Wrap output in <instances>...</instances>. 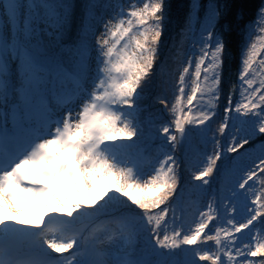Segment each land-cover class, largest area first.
I'll use <instances>...</instances> for the list:
<instances>
[{"label":"rangeland","instance_id":"obj_1","mask_svg":"<svg viewBox=\"0 0 264 264\" xmlns=\"http://www.w3.org/2000/svg\"><path fill=\"white\" fill-rule=\"evenodd\" d=\"M158 2L161 12L153 16L152 9ZM99 4L94 9L100 21L96 31L87 38L76 34L74 27L66 33V40L78 35L79 51L56 69L36 59L50 60L53 57L46 58L47 54L58 55L66 40L63 43L45 37L43 53L30 49L26 54L11 42L0 49L12 60L14 71L23 73L22 84L19 75H13V83H9L5 68L0 92L9 97V102L5 105L0 97V115L6 110L10 123L15 124L6 126L10 137L19 135V142L23 138L26 141L21 151L10 156L14 157L10 171L16 172V180L12 179L4 190L0 187V264L260 261L264 255V23L247 43L243 71L240 54L235 97L228 99L218 115L220 69L207 65L199 56L194 62L186 58L193 48V37L178 28L184 16L173 20L172 9L179 0H100ZM108 35L122 41L117 60L111 55L113 46L108 50L103 47ZM123 49L138 53V67L129 74L125 97L120 96L123 77L115 81V75L109 74L122 64ZM249 52L254 55L250 57ZM96 54L105 55L96 65L103 74L99 75V87L107 93L110 88L119 97L112 102L115 108L111 109L110 120L102 118V126L109 123L107 132L102 128L106 135L99 151L102 157L86 155L84 142L79 141L82 127L74 118L99 99V94L85 83L93 75ZM14 56L17 59L13 60ZM110 56L115 57L113 61H109ZM156 67L159 78L165 77L170 83L167 107L158 112L166 111L167 121H141L149 126L143 130L138 124L144 115L141 111L154 105L151 97L141 99L138 85L146 87L150 76L156 75ZM17 85L36 96L34 103L22 104L19 110L11 107L19 95ZM46 104L51 110L45 119L42 106ZM94 113L100 111L88 115L94 117ZM58 119L60 126L55 124ZM36 124L44 127L37 136L25 134ZM54 133L60 136L58 141ZM73 141L77 145L71 146ZM13 142L14 148L18 144ZM34 147L65 162L58 182L68 189L63 193L66 203L51 201L43 216L38 202L49 194L44 191L40 196L39 187L45 188L47 180L38 165L42 157L34 155L35 161L21 159L24 150ZM4 173L0 175L2 184ZM25 180L36 189L23 187L21 181ZM3 191L6 195L1 194ZM41 217L50 220L49 228L37 225L36 219ZM161 232L164 234L158 238ZM152 242L162 248L163 255L157 260Z\"/></svg>","mask_w":264,"mask_h":264},{"label":"snow or ice","instance_id":"obj_2","mask_svg":"<svg viewBox=\"0 0 264 264\" xmlns=\"http://www.w3.org/2000/svg\"><path fill=\"white\" fill-rule=\"evenodd\" d=\"M95 7V0H86L84 3H78V0H0V49L11 42L16 50L22 49L26 54L30 49H39L43 53L45 37L60 41L73 27L76 28L78 35L87 38L89 33L96 31L100 22L94 11ZM244 7L242 0H206L204 3L202 0H187L181 33L186 32L193 37V48L186 54V58L190 57L194 62L199 56L207 65L219 68V74L222 75L228 49L225 33L230 32L232 25L238 24L243 19ZM78 9L82 11L78 12ZM159 12H161V3L158 2L152 9L151 15L155 16ZM262 23H264V0H260L257 5L255 19L245 23L241 28L244 41L241 50L242 71L246 62L244 50L248 41L256 35L255 29L260 28ZM160 34L162 31L157 35ZM253 55V52H249L250 57ZM14 59L17 57L14 56ZM33 63L37 64L34 58ZM5 68L8 69L9 83H13L11 80L13 75H19L21 84L23 83V73L14 71L12 60L0 50V85L3 84ZM15 90L19 95L15 98L16 102L11 105L12 108L19 110L22 104L36 101V96L31 90L19 85L15 86ZM0 97H3V103L7 105L9 97L3 92H0ZM261 115H264V109L261 110ZM20 222L24 223V221ZM261 262H264V255L260 256V261H253V264H261Z\"/></svg>","mask_w":264,"mask_h":264},{"label":"bare ground","instance_id":"obj_3","mask_svg":"<svg viewBox=\"0 0 264 264\" xmlns=\"http://www.w3.org/2000/svg\"><path fill=\"white\" fill-rule=\"evenodd\" d=\"M109 27H110L109 23L107 22V28H109ZM103 36H104V34L101 35L100 38L102 39ZM121 43H122V41H118L116 39V37H114V35H108V37L106 39V43L104 42L103 47L108 50L107 47H109L110 45L113 46V53L111 55L116 56L117 50L122 45ZM98 47H100V45H98ZM121 53H122V58H123L122 64L121 65L118 64L117 67H115V69L112 72H110L109 74L115 75V78H116L115 81L117 79L120 80L119 77H121V78L123 77L124 83L122 85H120L121 86L120 87V90H121L120 96L125 97L126 94H128L126 82H128V84H129V79H130L129 74H131V72H134L138 67V58H137L138 53H137V51L134 53H131V51L127 52V49H123V51H121ZM114 58H113V56L108 57L109 61H113ZM124 58L127 60L125 63H124ZM103 59H105V55H99V54L95 55L94 62H93L94 66L92 68L93 75L89 76L90 79L85 81L86 85L90 86L92 91L99 94L98 95L99 99H96L95 101H91L90 106L88 107L89 110H87V111L83 110V111H80L78 114L74 115V118L76 120L75 124H78L79 126L82 127L81 130L83 132L79 133V141L81 140L84 142L83 150L85 149L87 151V153H86L87 156H93V157H97V156L102 157L103 156L99 152L100 149L102 148L103 144H105V137H106L104 132H102V128L105 129V132H107L109 123L104 122L105 126H102V122H103V119L106 117H107L108 121L110 120V118H108V117H109V115H112L111 109L115 108V106L112 102L113 101L117 102L119 100L118 94L112 93L110 88H107V91H108V93H107V92H104L102 90V88L99 87V86H101L100 81H98V79H100V77H101L99 75L100 74L103 75V74H102V70L99 69L101 67H97L96 65H97V63H102L104 61ZM117 59H118V56H116V60ZM119 62H121V61H119ZM56 96H58V95H56ZM45 97H48V96H45ZM51 99H52V97H51ZM109 102H111V103H109ZM2 108L3 107H1V109ZM42 109H43L42 111H44L42 117L45 119H46V117L48 118L50 113H47V112L51 110L50 106H47V104H46V106H42ZM97 111L98 112L100 111V113H96V114L94 113L95 114V116L93 115L94 117H91L88 115V114H91V113L97 112ZM99 115H100V117H99ZM0 117H3L5 119V125L7 127H11V126L15 125L14 123H10L11 117L8 116V112L6 110H5V114L0 115ZM15 119H17V118H15ZM84 122L86 123L85 126L83 125ZM99 123L101 125H99ZM43 124L48 125V122L44 121ZM71 126L73 127V124ZM1 127H3L2 124L0 125V128ZM74 127H75V125H74ZM42 128H44V127L38 126V124H36L30 131L26 132L25 134L29 135L30 137L37 136L38 135L37 131L41 130ZM0 133L3 134V137L0 139V142L2 145V150H1V154H0L2 157V163L4 165H8V167H9V169L3 170V172H5L3 174L5 184L4 183L2 184V181L0 180V187L3 189L5 187H7L8 185L12 184V179L16 180V175H17L16 172L14 170L10 171V166H11L10 164L13 163L10 161L11 160L10 156L13 152L18 153L19 150L21 151L24 148V146L26 145V141H25V138H23V142L22 143L19 142V139H18L19 135L15 139H13L12 137H10V131L9 130H7L5 132H2L0 130ZM14 140H16V143L18 145L14 146V148H13L11 145H12V142ZM40 141H42V140H39L37 142H40ZM70 145L74 146L77 144H76V142L73 141V143H70ZM83 150H81V153H80L82 156H83V152H84ZM113 151L116 152L117 150H113ZM34 155L36 157L39 156V158L42 157V159L38 160V165L42 167V169L44 170L43 174L47 177V180L44 183L45 188L41 187V186L39 187V189L41 188L40 189V191H41L40 196L41 197L43 196L42 192H44V191H45V193L49 194V195L39 199V202H38L40 204V206L43 207V210H41V212H40V216L41 215L43 216V214H44L43 212L46 210L47 206L51 203V201L66 203V200L64 198L65 194H63V193H66L68 189H67V187H65L64 183L58 182L61 179L60 178V174H61L60 169L62 167H64L65 162L59 160V158L56 155H47V153L43 152V150L41 151L38 147L31 148V150H29V151L27 149L24 150L22 153L21 159H30L31 161H35ZM110 157H112V155ZM119 158H120V155H119ZM82 159H84V161H86V162L88 161L85 157H82ZM120 160H122V159L120 158ZM1 194L6 195L4 191L1 192ZM2 203L4 204L5 201H2ZM47 211H48V209H47ZM36 220L38 221L37 225L49 228L50 220H46L42 217H41V219L37 218ZM244 237H249V236L247 235ZM10 264H13V263H10Z\"/></svg>","mask_w":264,"mask_h":264},{"label":"trees","instance_id":"obj_4","mask_svg":"<svg viewBox=\"0 0 264 264\" xmlns=\"http://www.w3.org/2000/svg\"><path fill=\"white\" fill-rule=\"evenodd\" d=\"M85 1L86 0H78V3H84ZM99 2L100 0H95V4L97 7L100 5ZM204 2H206V0H202V3ZM242 2L245 5L243 9V19L238 24H233L232 30L230 32L225 33V40L227 42L228 49H227V55L225 56V60H224L223 72H222V75L219 74V80H218L219 81L218 82V100L216 101L219 104L218 105L219 106L218 115L222 113V109L227 105L228 99L235 97V86L237 85L236 79H237L238 70L240 67V54L242 50V43L244 42L243 36L241 35V28L243 27L245 23L255 19L257 5L259 4L260 0H242ZM186 3H187V0H179V4L173 7L172 9L173 16H174L173 20L175 21L182 20V17L185 15V11H186ZM79 11H82V9H78V12ZM96 11L97 10H95V12ZM180 24L178 28L182 26V25L180 26ZM74 31L77 34V30L75 27H74ZM66 38L67 37L64 36V38L62 39L63 43L66 40ZM76 45H78V35H75V38L73 39L68 38L66 40L65 48L58 55L55 54L54 56H51L52 54L50 55L47 54L46 58L53 57L50 60H44V59H36V60L40 62L43 66L47 65L46 67L52 65V68L54 69L56 65H59V66L61 65L60 62H63L64 60L68 61L71 58L70 56H72V53L75 54V52L77 51ZM85 46H87V44H85ZM46 61L48 62V64L46 63ZM156 70H157V67H156ZM165 73L167 76L168 71L166 70ZM161 74L163 75L162 72ZM151 76H153L154 78H152ZM151 76H150V80L147 82L146 87H144V85H141V86L138 85V92L140 90V93L138 94H140L141 99L146 100L147 98L151 97L153 100L152 105H154L153 108L151 109H147L146 107H144L142 109L143 111H141V114H144V115H142L143 118H140L138 124L143 128V130H144V127L146 128L149 126L148 125L145 126L141 124V121L150 120L151 124L152 123L159 124L163 121H167L166 111H162V113H158V112H159V109H164L167 107L168 100H169L170 83L166 82L165 77H162L161 79L159 78V67H158L156 75H151ZM144 111L146 112V115ZM152 112H156L157 114L150 115L149 113H152ZM144 139L148 140L147 138H144ZM211 190H212V187H211ZM153 203H155V200L153 201ZM112 207L113 205L109 206V208H112ZM129 207L132 209L133 206L130 205L128 206V208ZM117 213L120 214L119 212ZM163 234L164 233L161 232L158 238L163 236ZM203 240H206L205 236L203 237ZM199 243H200V239H199ZM178 253L181 255L180 251H178Z\"/></svg>","mask_w":264,"mask_h":264},{"label":"water","instance_id":"obj_5","mask_svg":"<svg viewBox=\"0 0 264 264\" xmlns=\"http://www.w3.org/2000/svg\"><path fill=\"white\" fill-rule=\"evenodd\" d=\"M217 246H218V243H217ZM151 247L153 249V252H152L153 256L159 257L162 253L161 252L162 248L157 243H154V242L151 243Z\"/></svg>","mask_w":264,"mask_h":264}]
</instances>
